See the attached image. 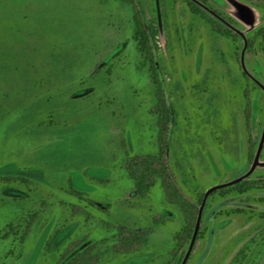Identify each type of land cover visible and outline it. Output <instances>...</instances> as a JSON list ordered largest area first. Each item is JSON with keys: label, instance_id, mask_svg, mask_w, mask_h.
<instances>
[{"label": "rangeland", "instance_id": "obj_1", "mask_svg": "<svg viewBox=\"0 0 264 264\" xmlns=\"http://www.w3.org/2000/svg\"><path fill=\"white\" fill-rule=\"evenodd\" d=\"M206 1L245 46L211 32L183 0H0V264H62L119 227L150 229L148 242L115 254L107 241L99 264L176 263L182 213L159 182L139 197L126 170L158 145L134 13L157 29V78L175 114L166 165L186 198L250 168L243 89L256 148L264 124V50L254 37L264 0H235L250 8L249 23L230 0ZM263 175L264 144L248 177ZM10 222L19 233L2 238ZM198 231L188 264H264V189L209 193Z\"/></svg>", "mask_w": 264, "mask_h": 264}, {"label": "trees", "instance_id": "obj_2", "mask_svg": "<svg viewBox=\"0 0 264 264\" xmlns=\"http://www.w3.org/2000/svg\"><path fill=\"white\" fill-rule=\"evenodd\" d=\"M130 1V0H126ZM188 10L198 18L204 20L210 27L211 32L214 34L229 39L232 43L238 39V34L229 26L223 24L198 4L191 0H183ZM205 3L204 0H199ZM157 29L151 23L145 24L139 17L138 12H135L132 18V38L135 42L136 51L141 58V65L144 66L149 72V76L155 85L156 104L153 112L157 114L158 126V145L157 151L154 154L134 156L126 163V170L128 176L133 181V187L139 197L145 196L150 188L157 182L162 187L167 201L175 204L183 216V224L179 230L174 234V247L170 252L171 258L177 257L178 261L184 256L185 252L183 247L189 244L193 229L195 226L198 207L202 201L203 194L200 193L196 201L186 198L176 186L166 165V150L167 138L170 133L171 126L174 122V111L170 104L166 102V97L162 92L158 78L155 63V54L158 44L156 40ZM254 37L259 39L258 46L260 50H264V24L259 26ZM252 46V41H247V47ZM244 78L249 79L248 75L242 71ZM243 96L245 97V105L243 108L244 127L247 133V160L251 164L255 154V141L252 139L250 132V99L249 91L243 89ZM264 144V142H263ZM264 189V175L256 178L245 177L244 179L233 184L220 187L211 191L210 193H217L218 195H227L231 193L243 194L253 190ZM13 222L6 225V230L2 238L6 235H18L19 231L13 228ZM28 228L24 229L26 233ZM150 229L145 230H130L127 228H115V231L109 238H104L99 241L90 242L85 244L82 248L78 247L65 255L67 258L62 264H99L100 249L104 243L110 241V250L112 253H130L139 251L141 247L145 246L148 242ZM201 235L197 231L195 239ZM20 243L23 241L19 237ZM54 249V248H53ZM62 256V254L60 255ZM64 258V259H65Z\"/></svg>", "mask_w": 264, "mask_h": 264}, {"label": "water", "instance_id": "obj_3", "mask_svg": "<svg viewBox=\"0 0 264 264\" xmlns=\"http://www.w3.org/2000/svg\"><path fill=\"white\" fill-rule=\"evenodd\" d=\"M231 4L240 12V18L242 21L246 22V23H249L250 22V8L245 5V4H242V3H239L235 0H230ZM205 8V7H204ZM208 10V9H207ZM210 13H212V11L208 10ZM214 14V13H212ZM230 28H232L239 36H241V38L243 39L244 41V46L246 44V41H245V38H244V35L238 31L237 29L231 27L230 25H228ZM240 62H241V65L243 66V59H242V55L240 57ZM258 85L260 86V88L264 91V85L258 83ZM264 142V124H263V127H262V131H261V136H260V140H259V143L257 145V148H256V151H255V154H254V157H253V160L251 162V165H250V168L248 169V171L239 176L238 178H235L227 183H224V184H220V185H216V186H213L211 188H209L204 194H203V198H202V201L198 207V213H197V218H196V222H195V226H194V229H193V233H192V236H191V239L189 241V244H188V247H187V250L185 252V255L183 257V260H182V263L185 261V259L187 258L190 250H191V247H192V244L194 243V240H195V236L197 234V231H198V226H199V221H200V215H201V210H202V207L205 203V200H206V197L207 195L215 190V189H218L220 187H223V186H227V185H230V184H233L235 182H238L242 179H244L245 177H247L256 167V163H257V160H258V157H259V153H260V150H261V147H262V144Z\"/></svg>", "mask_w": 264, "mask_h": 264}, {"label": "flooded vegetation", "instance_id": "obj_4", "mask_svg": "<svg viewBox=\"0 0 264 264\" xmlns=\"http://www.w3.org/2000/svg\"><path fill=\"white\" fill-rule=\"evenodd\" d=\"M191 1H193V2H195L196 4H198L200 7H202L204 10H206L210 15H212L214 18H216L217 20H219L220 22H222L223 24H225V25H230L231 27H233L232 26V24L230 23V21H229V16L226 14V13H224V12H220L219 10H216L211 4V6H209V5H207L206 4V0H204L205 1V3H203V2H201V1H199V0H191ZM205 7V8H204ZM188 9V8H187ZM210 10V11H212V13H214V14H212V13H210L208 10ZM226 16H227V18H226ZM241 15H239V17H240ZM200 19V18H199ZM202 20V19H201ZM204 21V20H203ZM205 22V21H204ZM234 28V27H233ZM232 29V28H231ZM239 36V35H238ZM243 67V66H242ZM245 72V71H244ZM250 192V191H249ZM247 193V192H246ZM243 194H245V193H243ZM237 195H240V194H237ZM244 249V248H243ZM243 253H244V250H241L239 253H237L238 255H240V257H239V259H243L244 257H242L241 255H243ZM185 255V254H184ZM184 257V256H183ZM183 257L178 261V259L176 258V263L175 264H188L189 262V258H188V256H187V258L185 259V261L182 263V260H183ZM238 258V257H237ZM236 259V258H235Z\"/></svg>", "mask_w": 264, "mask_h": 264}]
</instances>
